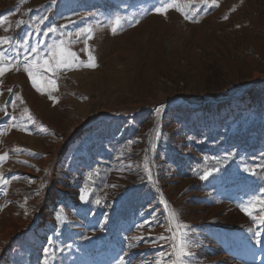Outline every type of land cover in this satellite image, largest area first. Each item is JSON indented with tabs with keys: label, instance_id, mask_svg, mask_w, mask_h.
<instances>
[{
	"label": "rangeland",
	"instance_id": "374dc122",
	"mask_svg": "<svg viewBox=\"0 0 264 264\" xmlns=\"http://www.w3.org/2000/svg\"><path fill=\"white\" fill-rule=\"evenodd\" d=\"M168 3L0 0V52L20 64L0 76V264H171L173 212L186 264H264V224L240 207L264 200V0H224L197 23ZM60 41L77 59L41 70L55 88L38 92L24 57ZM162 108L151 164L171 221L148 157ZM177 155L200 159L196 182Z\"/></svg>",
	"mask_w": 264,
	"mask_h": 264
},
{
	"label": "snow or ice",
	"instance_id": "6c2138e0",
	"mask_svg": "<svg viewBox=\"0 0 264 264\" xmlns=\"http://www.w3.org/2000/svg\"><path fill=\"white\" fill-rule=\"evenodd\" d=\"M204 2L207 4L208 0H204ZM214 4H215V0H211V4H209L208 6H212ZM170 7H176V5L168 3V0H162V6L156 8V11L162 12ZM177 10L180 9L177 7ZM185 18L187 19L188 17L185 16ZM44 19H47V17H45ZM42 22L43 21H41V23ZM18 23H22V21ZM110 23L112 25L111 30L113 33H115L120 27L121 18L117 16L114 19H112ZM55 31L56 29L53 28L48 29V32H55ZM92 31L93 30L91 28L81 29L79 32L76 33V36L80 37L84 35L88 39H90ZM9 39L10 38L8 37L0 38V43H8ZM25 43L27 42L25 41ZM48 49L49 51L46 54L41 55L39 49L36 46H33L30 49H28V51L30 55L34 56V58L29 59L27 56L24 57V64H23L24 71L28 73L29 78L32 80L33 86L36 87V90L38 92L42 91V88L38 86V82L41 80L45 81V83L50 85L53 89L55 88V82L51 79H48L47 76L43 75L41 70L43 71V73H48V72L55 73L57 70L61 68H68L72 66L74 61L77 59L75 53L70 51L67 47L64 46L63 41H60L59 43H55L53 45H49ZM14 59L15 58L13 57H7L6 53L0 52V76H3L5 71L7 70L4 66L5 60H7L8 69L14 68L17 71L20 69V64L18 62L15 64L13 63ZM92 59L93 58L90 56L89 60L91 61ZM41 60L43 61V63H40ZM87 66L94 67L95 65L89 63ZM13 119H15V117H13ZM6 155H7L6 153L0 155V161H2L6 157ZM246 170L252 171L254 174V170L252 169H246ZM209 174L210 173H205V175L201 176L200 178L206 179L207 175ZM149 179H151L150 175H149ZM6 182L7 181H3L2 178H0V183H6ZM261 191L264 192V189H261ZM80 199L81 200L86 199L84 189H81ZM97 203H99V201H97ZM257 204L259 205V208L256 207ZM240 207H241V211H244L245 214L251 216L254 221L258 220L260 224H264V200L262 199L250 200L247 206L241 205ZM256 213H259V215L257 216ZM171 215H172V221L175 223V229H176L175 233L170 238L173 241L172 243L173 251L170 254V256L175 257V259H172L171 264H186L184 258L190 256L191 253L188 250L189 245L187 244L186 241L181 239V235L183 229H185L187 226L177 221L176 214L174 212ZM57 218L59 219V216ZM139 227L142 228L144 227V225H140ZM255 235L259 238L261 236V233L257 231ZM159 239L163 240L165 239V237L162 235L159 237ZM50 242H51V238H50ZM257 242L259 243L261 241L258 239ZM49 251H50L49 248L44 249V253L46 257L48 256ZM45 264H47V259L45 260ZM156 264H162V261L158 260Z\"/></svg>",
	"mask_w": 264,
	"mask_h": 264
},
{
	"label": "trees",
	"instance_id": "16d2710c",
	"mask_svg": "<svg viewBox=\"0 0 264 264\" xmlns=\"http://www.w3.org/2000/svg\"><path fill=\"white\" fill-rule=\"evenodd\" d=\"M224 0H222L223 3ZM176 3L179 6V9L181 13L185 16H187L188 20L192 23H197L200 22L202 19L212 15L214 12H216L219 8L220 5L222 4L220 1L216 0L215 4L212 6H208L211 4V0H208V3L206 4L204 0H176ZM236 3V2H235ZM229 5H231L229 3ZM227 5L226 8H229L230 6ZM228 10H226L227 12ZM180 110V109H179ZM178 110V111H179ZM202 133V132H200ZM159 150H162L164 146L158 143ZM202 155H205L204 148H199ZM176 160L178 161V172L184 175L186 178H190L193 180V171H194V166L195 164H198L200 162V159L195 157L194 155H191L189 157V164L186 165L185 160L183 157L178 156L176 157ZM196 182V179L194 180ZM150 190L155 193V196H157L156 191L154 190V186L151 183L150 185ZM240 192V191H239ZM238 192V193H239Z\"/></svg>",
	"mask_w": 264,
	"mask_h": 264
},
{
	"label": "bare ground",
	"instance_id": "6f19581e",
	"mask_svg": "<svg viewBox=\"0 0 264 264\" xmlns=\"http://www.w3.org/2000/svg\"><path fill=\"white\" fill-rule=\"evenodd\" d=\"M248 92H245L243 93V97H245V95H247ZM180 101H183V98H179V97H172L171 99H168L165 103L164 106H166L167 108L170 106V105H175L177 102H180ZM189 106L191 108H197L198 104H195V103H189ZM164 108L161 109V111L159 112L156 120H155V123H154V127H153V130L151 132V135L149 137V148H148V151L150 152L151 156H153V152H154V142H155V137H156V133L159 129V126L161 124V121H162V117L164 116ZM171 226H172V230H173V234L175 233L176 229H175V225H174V222L172 221L171 222Z\"/></svg>",
	"mask_w": 264,
	"mask_h": 264
},
{
	"label": "water",
	"instance_id": "95a60500",
	"mask_svg": "<svg viewBox=\"0 0 264 264\" xmlns=\"http://www.w3.org/2000/svg\"><path fill=\"white\" fill-rule=\"evenodd\" d=\"M180 103H181V102H180ZM165 110H166V108H165ZM165 110H164V113H165ZM148 157H149V162H150V170H151V174H152V178H153V183L155 184V186H156V187L158 188V190H159V194H160V196H161V198H162V200H163L164 207H165L166 210H167V216H168V219H169V221H171V215H170L169 210H168V208H167V200H166V196L164 195V192H163V190H162V187L158 184L157 179H156V177H155V173H154V170H153V165L151 164L152 156H151V154H150L149 151H148Z\"/></svg>",
	"mask_w": 264,
	"mask_h": 264
}]
</instances>
